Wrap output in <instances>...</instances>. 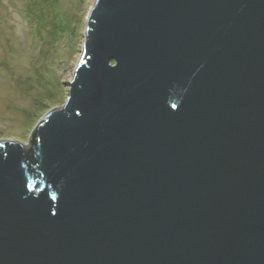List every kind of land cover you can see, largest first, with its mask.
<instances>
[{
	"label": "water",
	"instance_id": "1",
	"mask_svg": "<svg viewBox=\"0 0 264 264\" xmlns=\"http://www.w3.org/2000/svg\"><path fill=\"white\" fill-rule=\"evenodd\" d=\"M68 87L0 140V264H264V0H93Z\"/></svg>",
	"mask_w": 264,
	"mask_h": 264
},
{
	"label": "rangeland",
	"instance_id": "2",
	"mask_svg": "<svg viewBox=\"0 0 264 264\" xmlns=\"http://www.w3.org/2000/svg\"><path fill=\"white\" fill-rule=\"evenodd\" d=\"M93 0H0V140L63 104Z\"/></svg>",
	"mask_w": 264,
	"mask_h": 264
}]
</instances>
